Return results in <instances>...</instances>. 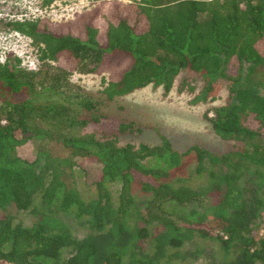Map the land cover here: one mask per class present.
Listing matches in <instances>:
<instances>
[{
	"label": "trees",
	"instance_id": "obj_1",
	"mask_svg": "<svg viewBox=\"0 0 264 264\" xmlns=\"http://www.w3.org/2000/svg\"><path fill=\"white\" fill-rule=\"evenodd\" d=\"M111 2L104 23L94 9L61 24L3 23L30 40L37 64L0 62V264H264V0ZM185 72L201 82L195 102L226 89L229 100L203 116L229 149L178 151L157 127V144H120L142 128L108 118L104 101L70 83L74 73L104 75L110 101L148 85L167 94ZM34 139L70 153L21 158L17 148ZM76 159L100 167L92 194L78 185ZM11 207L34 220L25 225Z\"/></svg>",
	"mask_w": 264,
	"mask_h": 264
},
{
	"label": "rangeland",
	"instance_id": "obj_2",
	"mask_svg": "<svg viewBox=\"0 0 264 264\" xmlns=\"http://www.w3.org/2000/svg\"><path fill=\"white\" fill-rule=\"evenodd\" d=\"M111 1H119L124 4L134 0H62L46 9L40 7L39 0H0V60L5 59L7 55H13L20 58L23 65H29L36 59V50L30 40L8 30L3 24L4 21L20 17H41L51 23L61 24L73 21L80 13L94 9L100 13L97 21L104 23L111 12ZM233 71L234 65L230 64L228 73ZM187 77L190 78V86H181L180 83ZM70 83L77 93L87 94L99 102L104 101L102 111L108 118L134 121L142 128V132L139 134L134 133L121 138L120 144L127 142L157 144L158 136L152 130V127H157L167 136L173 148L178 151H183L193 144L201 145L215 152L230 148V143L219 138L203 116L209 107L224 104L229 100L224 87L213 101L195 102L193 99L201 87V82L195 76L185 72L177 76L173 87L167 94H163L159 87L154 88L148 85L106 101L102 95L106 83L104 75L74 73L70 77ZM246 123L252 128L258 126L251 117L247 119ZM39 150H47L51 155L58 157H65L70 153L68 148L58 141L47 139L29 140L17 148V153L21 158L30 161ZM76 161L77 164L83 163L84 167V175L79 176L78 185L81 190L92 194L94 185L91 181L99 172L100 167L94 162H82L80 159H76ZM191 163L192 159H187L183 168L184 172L192 167ZM216 199V196H211L210 201L215 202ZM9 212L25 225L31 224L34 220L33 215L27 210L16 211L11 207ZM257 224L259 233H263L264 212ZM78 233L81 234L79 230ZM201 244L206 248L214 245L210 241H201ZM190 264L214 263L206 256H200Z\"/></svg>",
	"mask_w": 264,
	"mask_h": 264
},
{
	"label": "built area",
	"instance_id": "obj_3",
	"mask_svg": "<svg viewBox=\"0 0 264 264\" xmlns=\"http://www.w3.org/2000/svg\"><path fill=\"white\" fill-rule=\"evenodd\" d=\"M52 6V5H51ZM51 6H49L48 8H50ZM47 7H44L43 9H46ZM42 12V11H41ZM20 18H29V17H20ZM20 18H18V19H20ZM30 18H33V17H30ZM35 18V17H34ZM13 32H15V31H13ZM16 34H19V33H17V32H15ZM21 35V34H20ZM23 36V35H22ZM5 59H3V60H0V62H3ZM22 64V63H21ZM36 64H37V60L35 59L34 60V62L33 63H29V65H24V66H26L28 69H31V70H33V69H35L36 68ZM23 65V64H22Z\"/></svg>",
	"mask_w": 264,
	"mask_h": 264
}]
</instances>
